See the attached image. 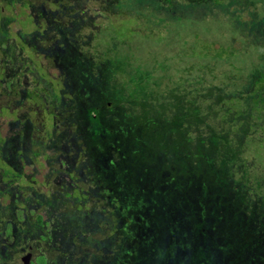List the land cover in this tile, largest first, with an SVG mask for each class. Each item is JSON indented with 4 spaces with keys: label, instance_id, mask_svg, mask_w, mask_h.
Listing matches in <instances>:
<instances>
[{
    "label": "trees",
    "instance_id": "obj_1",
    "mask_svg": "<svg viewBox=\"0 0 264 264\" xmlns=\"http://www.w3.org/2000/svg\"><path fill=\"white\" fill-rule=\"evenodd\" d=\"M24 1L0 0V51L7 53L0 63L13 57L20 66L45 54L63 65L66 99L57 138L65 161L75 140L78 205L86 204L79 208L78 219L90 216L86 210L91 205L97 218L108 210L110 220L117 222L124 207L126 220L140 224L138 230L143 224L156 230L151 242L137 241L126 251L157 250V264H264V177L253 178L256 160L242 155L251 134V115L246 108L237 111L232 103L224 105L235 87L218 81L221 76H211L205 88L168 89L166 78L159 94L151 87L135 93L125 85L120 54L107 53L100 41L103 32H95L92 39L78 36L77 51H61L59 36L45 40L40 31L24 32L13 14L6 16L8 3L15 7ZM92 1L94 8L106 3ZM98 17L95 11L94 22ZM11 21L25 44L35 48L34 58L24 50L13 54L3 49L12 43ZM50 44L51 51H45ZM71 52L76 60L73 66ZM191 78L195 86L200 85L201 77ZM220 106L232 111L222 115ZM235 117L245 120L238 131H233ZM174 196L190 213L191 232L178 216ZM233 226H237L234 237L229 235ZM141 244L146 247L140 248Z\"/></svg>",
    "mask_w": 264,
    "mask_h": 264
},
{
    "label": "flooded vegetation",
    "instance_id": "obj_2",
    "mask_svg": "<svg viewBox=\"0 0 264 264\" xmlns=\"http://www.w3.org/2000/svg\"><path fill=\"white\" fill-rule=\"evenodd\" d=\"M49 1L59 14L43 6V21L32 31L59 36L61 51H77L78 36L92 39L100 33L95 25L102 26L99 19L110 17L104 9L121 10L119 0H109L116 7L106 0L96 8L92 0ZM21 4L31 15L34 3ZM95 11L99 17L94 22ZM46 50L51 51V44ZM68 56L71 65L76 64L72 52ZM62 67L59 59L47 64L25 60L17 70L13 63H0V264H157L159 254L153 248L126 251L137 241L151 242L156 230L148 224L138 230L140 224L126 220L124 207L117 222L110 220L108 210L97 218L91 205L86 210L90 216L78 219L79 208L86 204L78 205L75 140L65 161L57 138L66 99Z\"/></svg>",
    "mask_w": 264,
    "mask_h": 264
},
{
    "label": "rangeland",
    "instance_id": "obj_3",
    "mask_svg": "<svg viewBox=\"0 0 264 264\" xmlns=\"http://www.w3.org/2000/svg\"><path fill=\"white\" fill-rule=\"evenodd\" d=\"M30 1L34 3L31 15L27 14L23 4L18 3L12 8V4L8 3L6 16L13 14L19 26L32 30L43 21L39 14L43 6L59 14L52 1ZM119 1L121 10H103L110 17L99 19L103 35L98 37L109 50L107 53L120 54L125 85L135 93L151 87L159 94V91L164 90L161 86L166 78L169 79L168 89L180 87L187 91L195 87L205 88L211 76H221L218 81L227 82L233 89L235 87L234 95L228 96L224 105L232 103L233 109L237 111L246 108L251 115V134L246 139L242 155L256 160L252 177H264V0H213L199 3L191 0ZM11 23L13 27L17 26L15 21ZM10 33L12 43L4 45L3 49L13 51V54L24 50L34 58L35 48L25 47L22 33L18 30ZM41 37L52 40L55 36L46 31ZM6 56L7 53L1 50V59ZM36 57L44 64L51 59L43 54ZM7 60L13 63L14 70L19 69L13 57ZM194 76L201 77L200 85H194L192 80L195 78H191ZM239 91L243 94H239ZM220 108L222 115L232 111L224 106ZM244 122L235 117L232 121L233 131L240 130ZM173 204L177 205L178 216L183 220L186 231L191 232L192 221L188 209L175 196ZM236 231L237 226H233L229 235L236 236Z\"/></svg>",
    "mask_w": 264,
    "mask_h": 264
}]
</instances>
